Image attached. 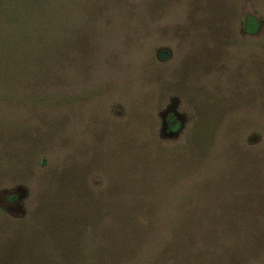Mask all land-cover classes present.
Instances as JSON below:
<instances>
[{
  "label": "rangeland",
  "instance_id": "obj_1",
  "mask_svg": "<svg viewBox=\"0 0 264 264\" xmlns=\"http://www.w3.org/2000/svg\"><path fill=\"white\" fill-rule=\"evenodd\" d=\"M252 197L264 0H0V264H213Z\"/></svg>",
  "mask_w": 264,
  "mask_h": 264
},
{
  "label": "trees",
  "instance_id": "obj_2",
  "mask_svg": "<svg viewBox=\"0 0 264 264\" xmlns=\"http://www.w3.org/2000/svg\"><path fill=\"white\" fill-rule=\"evenodd\" d=\"M260 28L261 22L258 19L250 15L246 17L244 22L245 34L255 35L260 31ZM169 125L171 129L176 127V124L173 121H171ZM254 197L250 198L249 202L251 203L253 209L256 212V203L264 206V202H261L262 200L260 198H257V200L255 199V202H252L254 200ZM245 202L246 200L243 198L242 202L240 203L244 205ZM233 222L234 220L232 219V216H225V218L221 219L217 227H213V229L209 228V230H205V232L199 236L200 238L204 236L202 240L204 245L208 244L207 247L216 248L213 249V251H211V249L209 248L207 249L209 255L208 257H210L211 262H214L213 264H238L240 260L242 261L246 257V254H243L244 250L247 249V253L249 256L257 254V250L260 251L264 247V224L262 226L258 225V221H254V219L251 220V233L248 232L250 236L248 238H251V241L244 243L246 244V248H239L241 242L238 243L235 247V244L231 245L235 242L233 239L240 241L239 235H237L240 227H235V224H233ZM223 238L229 239L227 243H230L231 249H225V246L222 249H218L219 241ZM229 251H231V253Z\"/></svg>",
  "mask_w": 264,
  "mask_h": 264
}]
</instances>
